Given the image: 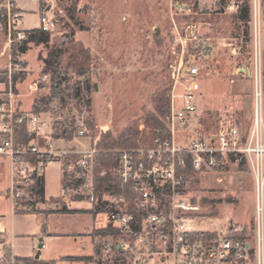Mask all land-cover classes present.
Listing matches in <instances>:
<instances>
[{
	"label": "rangeland",
	"instance_id": "obj_1",
	"mask_svg": "<svg viewBox=\"0 0 264 264\" xmlns=\"http://www.w3.org/2000/svg\"><path fill=\"white\" fill-rule=\"evenodd\" d=\"M176 1L188 2L194 13L190 16L181 14L172 6ZM4 2L0 0V13L4 11ZM20 4L24 11L18 30L26 36L28 30L40 28V13L49 7L55 25L49 31L46 43L28 42L26 52L17 51L16 54L13 47L21 45V40H13L8 45L7 34L0 30V71L8 68L10 60L19 64L20 72L15 80L18 105L37 113L46 126L43 129L52 137L56 138L57 130L60 133L69 130L77 118H82L87 136L78 142L72 140L77 145L87 141L89 147L103 134L121 131L133 119L140 121L137 130L138 139L141 138L146 130L141 122L142 107L152 106L153 91L166 83L171 96L170 64L174 58L175 25L182 27L189 21L198 23L200 34L208 37L215 48L202 64L204 78L198 112L179 139L208 136L221 126L233 125L243 135L248 134L253 122L255 80L252 75L242 73L240 68L251 66L254 53L252 38L248 46L244 45L243 25L235 36V16L239 9L236 5L241 1L20 0ZM261 5L264 87V0ZM70 38L91 50L90 69L85 74H78L67 67L65 55L60 54L56 59L60 72L52 81L50 72L44 71L45 59L51 52L63 48ZM58 87L59 93L56 92ZM158 118L162 122L164 115H158ZM140 126H143L142 133ZM60 166L59 160L47 165L46 187L50 194L57 192ZM102 173L106 176L108 170ZM189 189L197 198L214 200L209 204L202 203L203 217L192 218L191 223L204 229H219L230 222H253L254 172L245 159L223 157L216 167L197 173ZM80 205L87 207V203L77 206ZM85 210L58 219L57 224L70 233L60 247L65 254L90 252L89 246H85L87 230L94 227L111 230L106 225L104 210L92 209L91 212L90 207L89 212ZM215 210L218 211L216 215ZM96 232L97 229L92 232L96 249L92 264L97 260L103 237ZM19 262L14 258L10 264ZM56 264L79 263L60 261Z\"/></svg>",
	"mask_w": 264,
	"mask_h": 264
},
{
	"label": "built area",
	"instance_id": "obj_2",
	"mask_svg": "<svg viewBox=\"0 0 264 264\" xmlns=\"http://www.w3.org/2000/svg\"><path fill=\"white\" fill-rule=\"evenodd\" d=\"M4 1L0 30L5 31L10 45L26 35L18 30L23 15L19 10L13 11L16 0ZM250 4L253 62L240 68L255 80L253 122L248 134L243 135L233 125L221 126L208 136L179 139L198 112L204 78L202 64L215 47L200 34L197 22L175 25L170 107L162 118L164 127L156 129L159 136L152 146L144 147L139 142L135 148L117 151V175L128 186L122 194L97 195L94 144L85 147L79 142V149H61L51 137H42L40 116L18 105L14 75L20 72V66L10 60L8 68L0 71V156L9 161V198L15 209L36 210V181L49 163L59 160L63 178L60 202L68 205L79 197L91 210L103 206L106 213V225L111 230L102 237L95 264H264L262 5L261 0H250ZM172 6L186 16L194 13L188 2H175ZM54 25L49 7L40 13V29L49 32ZM21 125L34 134L32 139L16 140ZM73 128L71 140L78 142L87 136L82 118L75 120ZM139 129L142 133L143 126ZM165 132L167 137L162 136ZM75 154L79 155L77 160L70 158ZM225 156L243 158L251 164L253 222H230L219 229H204L190 222L203 217L202 206L190 193L192 179L186 178L184 171L188 167L197 173L206 171L216 167ZM0 246L3 247L2 242Z\"/></svg>",
	"mask_w": 264,
	"mask_h": 264
},
{
	"label": "trees",
	"instance_id": "obj_3",
	"mask_svg": "<svg viewBox=\"0 0 264 264\" xmlns=\"http://www.w3.org/2000/svg\"><path fill=\"white\" fill-rule=\"evenodd\" d=\"M241 1L239 5L238 13L236 14V23L235 30L236 37L239 34L241 29L240 25H243L242 35L244 38L245 47L249 45L250 31L252 28L251 25V4L250 0H237ZM182 2V1H181ZM178 3V1H176ZM68 11L70 8H67ZM16 5L13 8V11H16ZM239 23V24H238ZM15 35V33H14ZM49 39V32L43 31L40 28H34L27 31V36L21 40V45H17L13 47L14 54L17 51L24 53L27 50L28 42H36V43H46ZM60 54H64L66 57L67 67L72 71L78 74H85L89 71L92 56L91 50L89 47H86L82 42L77 41L73 38H70L63 48L57 50V52H51L49 58L45 59V72H50L51 80L56 79V75L59 74L60 70L57 67V57ZM19 72L15 73L14 80L17 79V75ZM54 89V88H53ZM56 89V88H55ZM59 87L56 89V92L59 93ZM169 86L166 83H162L157 86V88L151 94V107L143 106L142 107V116L141 122L144 124V129H146L141 138L138 139V130L137 126L140 122L138 119L130 120L125 127L117 132V133H106L103 134L99 141L94 143V146L97 150L95 154V159L97 161V165L95 166V183H96V193L99 197L106 192L113 194H122L126 193L128 186L124 185L117 175V151L123 149H132L138 146L140 142L144 147H150L153 145L154 139L159 136L156 132V129L164 127L161 120L158 118V115H165L170 107V97H169ZM74 122L71 124V128L69 130L64 129L61 133L57 130L55 132V137H64L67 140L72 139ZM163 137H167L168 134L165 132L162 134ZM34 137V134L27 130L25 125H21L17 129L16 140L17 141H28ZM70 158L77 160L79 158L78 154L70 156ZM108 170V174L106 176H102L101 173L103 170ZM186 178L195 179L197 176V172L193 169L189 168L184 171ZM37 190H42L41 185L38 181H36ZM195 201H199L202 203H212L214 200H211L207 197L195 198ZM103 206H98L96 211H100ZM67 210V208H65ZM75 211V210H71ZM213 214V212H212ZM214 214H218V211L215 210ZM109 231L105 228H101L97 230V234L100 236H104ZM99 251V250H98ZM64 259L71 260H82L88 261L92 258L89 256H67ZM17 261H20L22 264H55V261H43L36 257H26V258H16Z\"/></svg>",
	"mask_w": 264,
	"mask_h": 264
},
{
	"label": "crops",
	"instance_id": "obj_4",
	"mask_svg": "<svg viewBox=\"0 0 264 264\" xmlns=\"http://www.w3.org/2000/svg\"><path fill=\"white\" fill-rule=\"evenodd\" d=\"M15 5L17 10L21 11L23 15L24 8L21 6L20 0H16ZM43 127H46L45 124ZM41 132L43 134L42 137H51L57 148L79 149L77 146H80V143L77 145L72 140H67L64 137L54 138L45 128ZM67 143L72 144L68 146ZM82 143L85 147H88L87 141H83ZM46 169L47 167L37 179L42 190H39L37 194L36 210L31 212L17 210L9 198V161L7 158L0 156V242L3 243V247L0 246V264H10L14 258L36 257L37 254H39V259L43 261H55V264L60 261L92 264V257L96 254L92 232L95 229L98 230L101 228L94 227L86 231L88 242H85V246H89L90 252L70 255L60 250L63 239L70 236V233L66 229H63L60 227V224H57L60 216L68 215L75 211L79 212L78 210H82L83 208L88 210H85L86 212H89L90 206L79 197H75L68 205L60 202L58 196L63 185L61 166L57 179V192L56 194H50L46 187ZM82 203H87V207L82 205L77 206ZM41 239L42 247L39 248L38 244ZM67 256H89L92 259L88 261L64 259Z\"/></svg>",
	"mask_w": 264,
	"mask_h": 264
},
{
	"label": "water",
	"instance_id": "obj_5",
	"mask_svg": "<svg viewBox=\"0 0 264 264\" xmlns=\"http://www.w3.org/2000/svg\"><path fill=\"white\" fill-rule=\"evenodd\" d=\"M38 247L41 248L42 247V239L40 240V243L38 244ZM36 257H39V254L36 255Z\"/></svg>",
	"mask_w": 264,
	"mask_h": 264
}]
</instances>
